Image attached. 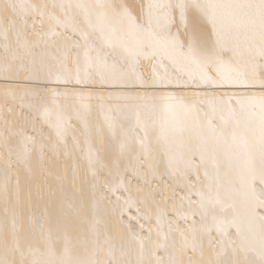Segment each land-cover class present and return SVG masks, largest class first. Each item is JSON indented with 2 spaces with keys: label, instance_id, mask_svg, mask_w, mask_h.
Instances as JSON below:
<instances>
[{
  "label": "bare ground",
  "instance_id": "obj_1",
  "mask_svg": "<svg viewBox=\"0 0 264 264\" xmlns=\"http://www.w3.org/2000/svg\"><path fill=\"white\" fill-rule=\"evenodd\" d=\"M223 86L264 0H0V264H264V91Z\"/></svg>",
  "mask_w": 264,
  "mask_h": 264
},
{
  "label": "rangeland",
  "instance_id": "obj_2",
  "mask_svg": "<svg viewBox=\"0 0 264 264\" xmlns=\"http://www.w3.org/2000/svg\"><path fill=\"white\" fill-rule=\"evenodd\" d=\"M66 86V85H65ZM68 86V85H67ZM214 86H217V85H214ZM89 87H95V86H89ZM88 88V87H86ZM96 88V87H95ZM124 89V88H122ZM122 89H118V88H112L110 87V90H122ZM136 89H139V88H136ZM219 91H248V90H251V91H264V86L263 87H253V86H242V87H237V86H234V87H220V88H217ZM100 90H106L104 87H101ZM135 90V89H134ZM154 91H194L192 88H183V87H176V86H170V87H165V86H162L161 88L159 89H155Z\"/></svg>",
  "mask_w": 264,
  "mask_h": 264
}]
</instances>
